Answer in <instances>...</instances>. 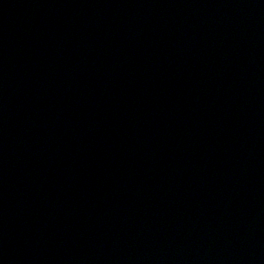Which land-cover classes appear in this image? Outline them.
I'll return each mask as SVG.
<instances>
[{
  "label": "water",
  "instance_id": "water-1",
  "mask_svg": "<svg viewBox=\"0 0 264 264\" xmlns=\"http://www.w3.org/2000/svg\"><path fill=\"white\" fill-rule=\"evenodd\" d=\"M0 264H264V0H0Z\"/></svg>",
  "mask_w": 264,
  "mask_h": 264
}]
</instances>
